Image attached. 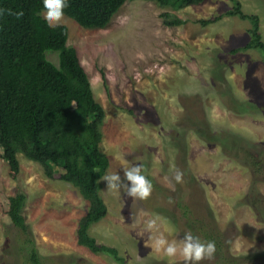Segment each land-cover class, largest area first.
<instances>
[{"label":"rangeland","instance_id":"374dc122","mask_svg":"<svg viewBox=\"0 0 264 264\" xmlns=\"http://www.w3.org/2000/svg\"><path fill=\"white\" fill-rule=\"evenodd\" d=\"M239 1L246 13L260 16L264 38V0ZM232 7L231 0L179 9L128 0L104 28H84L65 14L60 23L106 111L105 175L123 178L125 166L142 164L153 184L147 200H134L122 189L108 191L102 181L108 213L90 233L117 248L124 264H169L149 237L163 233L179 241L189 231L216 243L214 257L199 264H264V220L255 206L264 207V173L253 172L240 152L250 146L264 159V62L257 50L231 53L251 39L249 21L225 14ZM164 13L187 22L167 25ZM221 14L210 24L198 22ZM47 56L58 62L57 53ZM225 137L239 140L238 146L224 148ZM1 154L0 147V264H32V247L41 264H122L79 244L89 202L76 187L59 174L49 178L43 164L23 154L15 173ZM20 192L27 196V232L9 216L10 197ZM151 220L156 224L149 229ZM172 264H184L183 258L177 255Z\"/></svg>","mask_w":264,"mask_h":264},{"label":"trees","instance_id":"16d2710c","mask_svg":"<svg viewBox=\"0 0 264 264\" xmlns=\"http://www.w3.org/2000/svg\"><path fill=\"white\" fill-rule=\"evenodd\" d=\"M128 0H69L65 15L84 28H104L120 7ZM174 9L202 3L204 0H148ZM233 7L226 15L250 22V41L231 50L232 54L249 49L262 54L264 38L258 14L246 13L239 0H231ZM0 147L2 158L11 171H20L19 154L44 165L45 174L76 187L89 202L81 218L77 236L80 245L93 253L106 254L124 264L118 249L98 243L90 233L92 225L106 217L108 207L101 195L102 181L109 158L103 151L102 126L106 111L96 100L91 82L77 50L67 44L69 31L63 24L54 28L44 19L43 0H0ZM23 12L19 19L16 13ZM200 19L203 25L220 20ZM167 25H181L185 19L170 13L163 14ZM57 53L58 62L47 54ZM240 111L246 105L232 99ZM255 104V103H254ZM257 105V104H256ZM198 120H194L196 124ZM196 132L210 138L206 130ZM220 138V137H217ZM224 148L237 147L239 140L221 138ZM252 146V145H251ZM243 162L253 172L264 173V159L257 157L251 147L241 149ZM264 155V154H263ZM191 183L193 178H189ZM27 196L17 193L10 197L9 216L13 224L27 232L23 215ZM261 203V199L258 202ZM258 208L264 220V207ZM188 210V208H185ZM189 213V211H188ZM32 264H41L35 247L31 248Z\"/></svg>","mask_w":264,"mask_h":264},{"label":"clouds","instance_id":"9594fccd","mask_svg":"<svg viewBox=\"0 0 264 264\" xmlns=\"http://www.w3.org/2000/svg\"><path fill=\"white\" fill-rule=\"evenodd\" d=\"M69 0H43V15L49 28L59 26L64 10L68 7ZM4 10L0 9V15ZM17 18L23 16V12L16 13ZM101 181L107 182L108 191L123 190L127 196L139 200H147L152 193L153 184L143 171L142 164L125 166L123 168V178L118 173L107 174L100 177ZM174 180L177 183L183 181V173L176 170ZM156 224L155 220L148 221L147 227L152 229ZM152 241L151 248L154 251H162L172 264L173 258L180 255L184 264H199L204 259H212L216 252L215 241H202L199 236L193 235L190 231L185 232L179 241H169L163 233L155 238L149 237Z\"/></svg>","mask_w":264,"mask_h":264}]
</instances>
